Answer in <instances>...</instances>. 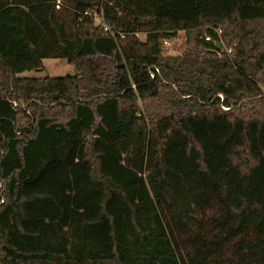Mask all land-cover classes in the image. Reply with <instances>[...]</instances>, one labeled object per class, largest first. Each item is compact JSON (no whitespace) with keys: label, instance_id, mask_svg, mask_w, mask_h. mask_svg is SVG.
Returning a JSON list of instances; mask_svg holds the SVG:
<instances>
[{"label":"trees","instance_id":"obj_1","mask_svg":"<svg viewBox=\"0 0 264 264\" xmlns=\"http://www.w3.org/2000/svg\"><path fill=\"white\" fill-rule=\"evenodd\" d=\"M56 4L0 0V264H264V0Z\"/></svg>","mask_w":264,"mask_h":264},{"label":"rangeland","instance_id":"obj_2","mask_svg":"<svg viewBox=\"0 0 264 264\" xmlns=\"http://www.w3.org/2000/svg\"><path fill=\"white\" fill-rule=\"evenodd\" d=\"M138 37L140 40L145 39V34L139 33ZM223 46L226 47L224 44ZM173 47L175 49L174 54L181 53L185 47V32L180 31L177 39L173 41ZM74 65L69 63L67 60L62 58H44L42 60V67L38 70H27L20 73L21 76H28V77H44V76H64L67 74H74ZM217 208L212 205L211 207L205 210H194L193 215L196 216L199 224V230L201 233L206 234L209 237L214 236L217 233V229L215 224L211 223V219L217 216ZM181 239V237H179ZM226 249L223 253L227 256L231 254L230 248L225 247ZM82 264H93L91 260H84ZM97 264H110L108 262H99Z\"/></svg>","mask_w":264,"mask_h":264},{"label":"built area","instance_id":"obj_3","mask_svg":"<svg viewBox=\"0 0 264 264\" xmlns=\"http://www.w3.org/2000/svg\"><path fill=\"white\" fill-rule=\"evenodd\" d=\"M59 2H60V0H57V4ZM57 4H56V7H59ZM82 14H83V16H86V17L90 18L92 20V22L96 26L101 28L103 31L108 32L110 35H114V33L111 30L110 26L108 24H106L105 21H104L101 9L97 10V9L88 8V9L82 11ZM120 36L123 37L122 34ZM201 38H204L207 41H209L211 39V37L208 34L201 35ZM173 41L174 40H169V39H165V40L161 41V50H162L163 54L170 55V54H174L175 53V49L173 47ZM223 51L226 52L227 54H229L231 52V48H228V47L224 46L223 47ZM218 54L220 55L219 52H218ZM153 69L156 70V67L153 66ZM151 77H154V75L152 74Z\"/></svg>","mask_w":264,"mask_h":264}]
</instances>
